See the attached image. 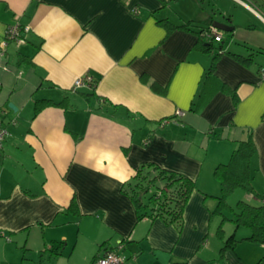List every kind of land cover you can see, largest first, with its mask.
<instances>
[{"label": "crops", "instance_id": "0c3cea01", "mask_svg": "<svg viewBox=\"0 0 264 264\" xmlns=\"http://www.w3.org/2000/svg\"><path fill=\"white\" fill-rule=\"evenodd\" d=\"M175 1L0 0V39L12 24L23 39L0 54L7 130L0 149V264H13L18 247L20 259L34 249L41 256L79 247L93 253L91 264L110 249L126 251L127 259L148 252L166 264H198L191 255L200 242L191 228L202 215L198 196L187 201L180 228L159 217L138 219L123 189L143 163L196 183L204 162H227L250 137L251 184L264 194V0H232L245 11L214 0L226 19L204 14L203 27L181 12L171 15ZM164 18L190 21V30H168L157 22ZM213 21L231 27L215 28V37L225 32L232 43L205 52L193 31ZM84 73L94 84L72 90ZM37 99L59 104L35 114ZM72 198L79 214L68 210ZM247 242L257 244L251 246L258 258L249 262L248 248L237 255L255 264L264 245Z\"/></svg>", "mask_w": 264, "mask_h": 264}, {"label": "trees", "instance_id": "16d2710c", "mask_svg": "<svg viewBox=\"0 0 264 264\" xmlns=\"http://www.w3.org/2000/svg\"><path fill=\"white\" fill-rule=\"evenodd\" d=\"M157 22L164 25L168 30L177 27L190 30V21L185 24L174 25L164 18L158 19ZM193 32L198 35L196 47L205 52H210L216 48L212 43V38L205 41L202 34L203 30L199 29ZM218 47L220 46L218 45ZM217 56L218 52L213 54L208 72L213 71ZM243 60L248 61L247 58H243ZM58 104L49 99H37L34 102V113L36 114L47 105ZM255 151V145L250 137L246 140H240L237 147L231 152L228 161L219 163L214 167L213 173L219 182L220 192L215 196L217 204L211 214L219 213L223 218H226L224 210L229 209L232 215L228 217V220L233 223L234 231L239 227L249 230V233L244 234L240 239L234 237L233 231L224 238L221 250L226 247H234L239 240L258 242L264 245V194L256 193L251 184L250 159ZM124 186L123 192L134 203L138 219L144 216L149 219L159 217L164 222L172 223L180 228L184 207L195 189L196 183L195 180L182 173L159 167L154 163H143L137 167L134 176ZM237 188L244 189L246 197L253 198L254 201L238 199L234 207L230 206L228 197ZM147 193L149 194L148 199L144 203L142 197ZM68 210L74 214H79L74 198L71 199ZM255 264H264V256Z\"/></svg>", "mask_w": 264, "mask_h": 264}, {"label": "rangeland", "instance_id": "374dc122", "mask_svg": "<svg viewBox=\"0 0 264 264\" xmlns=\"http://www.w3.org/2000/svg\"><path fill=\"white\" fill-rule=\"evenodd\" d=\"M220 2L225 8L231 7V10H244V8L240 7L235 9L237 6L232 0H216ZM214 0H177L170 5L168 9L171 12V15L175 16V13L181 12L187 18H193V22L199 24L200 22H204L199 20L204 14H210L214 16L215 20L225 21V17H221L220 13L215 11V6L212 4ZM218 5V4H217ZM217 7H221L218 5ZM211 9H214V12H210ZM175 18V17H172ZM177 18V17H176ZM190 20V19H189ZM200 21V22H199ZM235 22V20H234ZM253 24L258 26H262L258 20H253ZM200 26H204L203 24H199ZM212 43L214 46L220 45L223 43L224 46L231 45V41L228 35L223 32L222 40L217 37L212 39ZM234 45V44H233ZM263 63V62H262ZM3 119V118H2ZM230 156V155H229ZM229 158V157H228ZM226 159V161L228 160ZM209 160V159H208ZM207 160V161H208ZM216 164V163H214ZM214 166H208L206 162L202 165V172L198 179L196 178V187L192 191L188 200H192L194 196H198V201L202 206V215H199L196 220L197 229L192 225V231H195V234L198 235L199 243L195 244L191 249V255L193 257V261L198 264H237L242 262V258L237 255V253L246 248H248L250 254L246 255L248 261L254 262L256 257L255 251L252 249L251 245H257L253 243H249L245 240H239L235 243L234 247H226L221 250V246L223 245V240L226 238L231 231L234 230L233 223L228 220L232 214L230 210H224V215L226 218H223L219 213H210L209 210L213 209L215 206V195L219 194L220 186L218 180L215 178L213 170ZM148 193L142 197V201L145 203L148 199ZM238 199H244L246 201H254L252 198L246 197V192L242 188L235 189L232 194L228 197V203L230 206L234 207L235 203ZM194 221L188 220V225ZM234 237L236 239H240L244 234L249 233V230L244 227H239L235 229ZM17 244H20L16 242ZM39 244V243H38ZM17 255L15 257V261L13 264H91V256L89 248L83 249L77 247L73 252L69 251L68 247L62 249L61 253L56 255H50L49 253L42 254L40 256L38 250L34 249L31 252L25 254L23 259L21 258L22 252L18 247L16 249ZM239 254V253H238ZM120 257L122 259L121 264H127L137 262L138 260H144L146 264H153L155 261H159L156 264H166V261L162 256L158 255V259L153 257L151 253L144 252L142 254L137 255L136 257H131L127 259L126 251L120 252ZM255 258V259H254ZM223 261V262H222ZM245 264V262H242ZM189 264V263H188Z\"/></svg>", "mask_w": 264, "mask_h": 264}, {"label": "built area", "instance_id": "2783aa9c", "mask_svg": "<svg viewBox=\"0 0 264 264\" xmlns=\"http://www.w3.org/2000/svg\"><path fill=\"white\" fill-rule=\"evenodd\" d=\"M218 34L217 30L214 27H210L207 31L203 32L204 36L207 37H215ZM22 42L23 39L20 36V28L16 24H12L6 27L3 33V37L0 39V54L3 55L5 53L6 46L9 42ZM94 84V80L89 73H84L76 77L73 81L72 90H75L81 86L88 85L92 86ZM176 115H182L181 111H176ZM7 135V130L5 128L4 122L0 117V149L2 148L3 142ZM122 259L118 255L115 250H105L97 256L93 264H121Z\"/></svg>", "mask_w": 264, "mask_h": 264}, {"label": "water", "instance_id": "95a60500", "mask_svg": "<svg viewBox=\"0 0 264 264\" xmlns=\"http://www.w3.org/2000/svg\"><path fill=\"white\" fill-rule=\"evenodd\" d=\"M212 26L214 28L218 29L219 31H228L229 29H231L230 26L225 25V24L218 22V21H213ZM8 107L13 109V110H16V107L11 102L8 103Z\"/></svg>", "mask_w": 264, "mask_h": 264}, {"label": "flooded vegetation", "instance_id": "af4514ba", "mask_svg": "<svg viewBox=\"0 0 264 264\" xmlns=\"http://www.w3.org/2000/svg\"><path fill=\"white\" fill-rule=\"evenodd\" d=\"M207 31V30H206ZM207 37V36H206ZM208 38H212V37H208Z\"/></svg>", "mask_w": 264, "mask_h": 264}]
</instances>
